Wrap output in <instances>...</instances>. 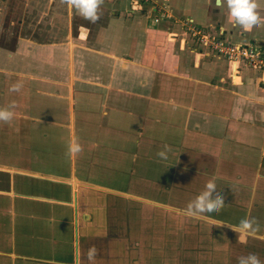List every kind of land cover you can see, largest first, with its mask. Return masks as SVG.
I'll return each mask as SVG.
<instances>
[{
  "label": "crops",
  "instance_id": "0c3cea01",
  "mask_svg": "<svg viewBox=\"0 0 264 264\" xmlns=\"http://www.w3.org/2000/svg\"><path fill=\"white\" fill-rule=\"evenodd\" d=\"M98 15L0 0V108L15 104L0 121V264L264 262V73L199 55L184 22L263 51L264 35L215 0H104ZM210 180L222 210L186 215ZM245 218L259 232L241 242L229 226Z\"/></svg>",
  "mask_w": 264,
  "mask_h": 264
},
{
  "label": "clouds",
  "instance_id": "9594fccd",
  "mask_svg": "<svg viewBox=\"0 0 264 264\" xmlns=\"http://www.w3.org/2000/svg\"><path fill=\"white\" fill-rule=\"evenodd\" d=\"M68 6L74 8L84 19L91 23H95L100 19L98 9L103 4L104 0H62ZM216 7L222 8L225 3L229 10L230 17L233 21V27L241 26L244 30H251L254 26H264V19L260 17L256 9L258 8L257 0H215ZM22 84L16 83L9 89L12 92H19ZM15 104L9 105L8 108H0V121L9 122L14 117ZM81 145L73 140L69 145V154L76 155L82 151ZM168 146L165 145V150L157 153V156L162 160H167ZM224 196L217 191V186L213 180H210L205 190L190 202L187 206L186 215L193 218H206L207 213H219L224 207ZM237 233L238 239L243 242L249 236L256 237L259 232V225L255 218L242 219L237 226H229ZM97 250L95 247L89 248L87 259L91 262L95 259ZM237 264H264L260 258L250 253L247 256L238 258Z\"/></svg>",
  "mask_w": 264,
  "mask_h": 264
},
{
  "label": "built area",
  "instance_id": "2783aa9c",
  "mask_svg": "<svg viewBox=\"0 0 264 264\" xmlns=\"http://www.w3.org/2000/svg\"><path fill=\"white\" fill-rule=\"evenodd\" d=\"M188 26V39L201 47L204 55H215L229 62L233 75L240 70L244 62L250 67L264 73V51L257 43H241L230 41L222 36V33L205 30L194 25L192 18L184 22ZM197 51V52H198ZM236 63V68H235Z\"/></svg>",
  "mask_w": 264,
  "mask_h": 264
},
{
  "label": "rangeland",
  "instance_id": "374dc122",
  "mask_svg": "<svg viewBox=\"0 0 264 264\" xmlns=\"http://www.w3.org/2000/svg\"><path fill=\"white\" fill-rule=\"evenodd\" d=\"M254 29H255V31H254V29H253V31L256 33V34H260L261 36L262 35H264V33L262 32V31H264L263 29H264V27H263V29H262V26H259V27H257V26H254L253 27ZM262 29V30H261ZM263 33V34H262ZM261 39H264V37L262 36L261 37ZM202 51V50H201ZM201 51H196L197 53H199V55H203V56H206V55H204ZM223 60H225L224 58H222ZM225 61H227V60H225ZM229 63V62H228ZM240 69H241V72H244L245 70L248 72V73H251L252 75H254V76H258V75H261L262 73H260V71H258V70H256L255 68H252V67H250L248 64H245L244 62L241 64V66H240Z\"/></svg>",
  "mask_w": 264,
  "mask_h": 264
},
{
  "label": "water",
  "instance_id": "95a60500",
  "mask_svg": "<svg viewBox=\"0 0 264 264\" xmlns=\"http://www.w3.org/2000/svg\"><path fill=\"white\" fill-rule=\"evenodd\" d=\"M187 37H188V35H187Z\"/></svg>",
  "mask_w": 264,
  "mask_h": 264
}]
</instances>
